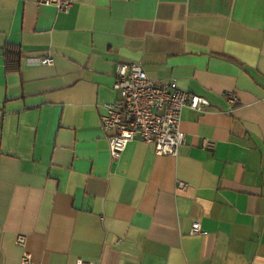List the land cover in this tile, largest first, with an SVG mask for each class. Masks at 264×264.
<instances>
[{
    "label": "crops",
    "instance_id": "1",
    "mask_svg": "<svg viewBox=\"0 0 264 264\" xmlns=\"http://www.w3.org/2000/svg\"><path fill=\"white\" fill-rule=\"evenodd\" d=\"M120 62L210 101L178 156L112 157ZM19 234L33 264H264V0H0V264Z\"/></svg>",
    "mask_w": 264,
    "mask_h": 264
},
{
    "label": "built area",
    "instance_id": "2",
    "mask_svg": "<svg viewBox=\"0 0 264 264\" xmlns=\"http://www.w3.org/2000/svg\"><path fill=\"white\" fill-rule=\"evenodd\" d=\"M38 5H53L61 12H69L74 0H35ZM52 56L41 59V65L54 66ZM114 88L120 93L117 102L105 104L102 128L106 133L113 158H120L136 139L154 146L159 155L178 156L186 143V133L181 128L183 110L190 107L204 111L210 101L200 95L181 89L177 80L168 83L149 77L145 68L138 63L120 62L116 66ZM232 107L239 103L235 94H228ZM203 231L197 222L192 234ZM16 242L23 248L22 264H33L27 250L28 237L19 234ZM77 264H97L79 260Z\"/></svg>",
    "mask_w": 264,
    "mask_h": 264
}]
</instances>
